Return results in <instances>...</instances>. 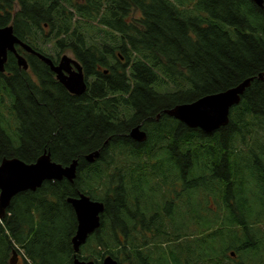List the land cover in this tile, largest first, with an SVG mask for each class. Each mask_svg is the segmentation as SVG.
<instances>
[{"label": "trees", "instance_id": "1", "mask_svg": "<svg viewBox=\"0 0 264 264\" xmlns=\"http://www.w3.org/2000/svg\"><path fill=\"white\" fill-rule=\"evenodd\" d=\"M9 24L47 57V42L60 50L70 40L81 43V59L91 60L87 69L98 64L102 70L85 98L35 97L29 72L9 52L0 73V162L18 157L32 163L48 151L58 163L77 158L79 165L73 181L48 180L12 199L0 220V264H12L15 252L21 258L15 264H74L78 222L67 198L80 193L105 204L80 259L264 264V78L258 77L264 72V5L0 0V27ZM18 51L48 76L36 55ZM249 77L228 124L215 131L165 113ZM141 123L147 138L135 141L130 133ZM97 149L100 156L87 161Z\"/></svg>", "mask_w": 264, "mask_h": 264}, {"label": "water", "instance_id": "2", "mask_svg": "<svg viewBox=\"0 0 264 264\" xmlns=\"http://www.w3.org/2000/svg\"><path fill=\"white\" fill-rule=\"evenodd\" d=\"M253 1L262 7L264 5V0ZM16 44L22 45L27 51L36 54L46 63L53 65L49 57L22 42L14 33L13 25L9 24L0 27V72L5 69L4 65L8 59L9 52L15 53L21 66L24 68L28 67L26 58L17 53ZM67 62L68 56L63 55L61 65L58 67L53 66V69L57 72L58 78L72 92L81 94L86 89L83 73L79 70L71 73V76L65 75L62 69ZM263 75L264 72L260 73L258 75L259 79H263ZM253 79L254 77H249L237 86L225 91L205 95L193 102L177 104L171 109L165 110V113L191 128H201L206 132L215 131L228 124L231 108L240 103L243 93L250 86ZM139 131L142 134L138 135ZM130 134L137 141H145L147 138V134L141 129V125L135 126ZM99 156L100 149H97L86 154L85 159L89 162H94ZM78 165L79 161L77 158L69 165L58 163L52 160L51 153L48 151H45L32 163H27L18 157H4L0 162V220L6 215L12 199L18 193L27 190L35 191L48 180H62L66 178L69 181H73L77 176ZM67 201L72 205L78 222L76 233L72 238L75 250L74 264H96L93 260L80 259L77 253L90 234L100 227L101 214L105 210V204L102 201L92 199L85 193L68 197ZM17 259L18 255L15 252L11 263L15 264ZM102 264L118 263L111 255H106L103 258Z\"/></svg>", "mask_w": 264, "mask_h": 264}, {"label": "flooded vegetation", "instance_id": "3", "mask_svg": "<svg viewBox=\"0 0 264 264\" xmlns=\"http://www.w3.org/2000/svg\"><path fill=\"white\" fill-rule=\"evenodd\" d=\"M71 38H72V36L69 37V39H71ZM21 41L24 42L23 40H21ZM82 45L83 44L73 42L72 40L68 41L66 46H65V48H64L66 54H61V53L58 52L57 54H55V53L51 54L52 57H49L52 60V64L53 65L46 63L44 60H42L40 57H38L36 54H34V55H36V57H38L39 60L43 61L46 64L47 70H48V73H47L48 76H46V77L43 76V75L38 74L35 70H33L32 65L30 64V61L26 57L25 58H26V61L28 63V67L24 68L23 66H21L19 64V60H18L17 56L15 55V53H13V52L12 53L15 55V57L17 59V63H18L19 68L24 69L25 71L29 72V77H30V80L32 81V87L34 88V90L31 91V93L35 94V97H37V96H39L41 94H50L53 97L58 95V94H62L64 96L63 98L65 100H69L73 96L74 97H78V98H82V97L85 98L84 97V93L87 91V89L89 88V86L93 82L97 81V76H98L97 72L102 70V67L101 66L98 67V64H96L97 66H95V68H92L90 70L87 69L91 65V60H88V59L82 60L81 59L79 49L82 47ZM84 45H87V44H84ZM18 48L19 49L20 48L23 49L24 53L27 52L29 54H33V53L27 51L22 45L16 44V50H17V53H19V54H20V52L18 51ZM63 55L68 56V62L65 65V67L62 69V72H64L65 75L71 76V73L77 72L79 70L82 71V73H83L84 81L86 83V89L81 94H78V92L77 93L76 92H72L58 78L57 72L53 69V66L58 67V66L61 65L62 56ZM116 61L121 63V64H124L125 63V58L113 59L114 63ZM6 62H5V64H6ZM104 70H105V73H107L109 71V68L106 67ZM5 71H6V67H5L4 71H2L0 73H4ZM21 82L25 83L27 85V87H29L28 84H27V80L21 78ZM80 106H81L80 107L81 109L85 108L84 107L85 103L83 102ZM161 115H158V117H156V121L161 118ZM139 125H141V129L142 130L146 131L145 129L142 128L143 123H141ZM263 229L264 228H262V230ZM20 260H21V258L18 255L17 262L20 261ZM244 262H245V260H243V264H244ZM117 263H118V261H117Z\"/></svg>", "mask_w": 264, "mask_h": 264}, {"label": "rangeland", "instance_id": "4", "mask_svg": "<svg viewBox=\"0 0 264 264\" xmlns=\"http://www.w3.org/2000/svg\"><path fill=\"white\" fill-rule=\"evenodd\" d=\"M49 30H50V29L47 28V32H48ZM44 47H46V48H45V52H47L48 55H50V56H51V54H53V53L57 54L58 52L61 53V54H66L65 49L60 50L59 48L55 47L54 43H52V42H47L46 44H44ZM263 77H264V75H263ZM137 130H138V129H137ZM134 132H135V129H134ZM139 132H140V131H139ZM139 134H142V133L140 132V133H138V135H139ZM211 206L214 207L215 209H218L220 205H216V204L212 201Z\"/></svg>", "mask_w": 264, "mask_h": 264}]
</instances>
